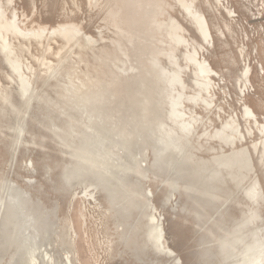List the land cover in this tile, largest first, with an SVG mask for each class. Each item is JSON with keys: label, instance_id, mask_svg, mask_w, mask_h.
Segmentation results:
<instances>
[{"label": "rangeland", "instance_id": "rangeland-1", "mask_svg": "<svg viewBox=\"0 0 264 264\" xmlns=\"http://www.w3.org/2000/svg\"><path fill=\"white\" fill-rule=\"evenodd\" d=\"M89 1L11 0L10 3L6 4V0H4L6 14L13 16V13H17L21 27L37 28L42 25L53 27L62 23L74 22L81 26L85 33L96 39L95 42L81 47L74 41L66 44V40L58 35L54 39L43 38L42 41H38L32 36L26 38L9 35L14 47L13 54L20 59L22 72L28 76L31 88L36 94L27 112L26 128L15 154L11 144L15 118L10 105L14 107L21 105L18 93L20 80L17 73L8 64L0 43V92H5L10 97L9 105L0 102V178L5 181L4 191H7L9 198L16 196L18 192H24L30 200L38 203L41 212H50L45 226L40 224V211L36 213L39 229H46L51 244L49 248L54 256V259L47 261V264H67L63 255L65 251H70L71 259L75 264H173L174 262L177 264H204L200 259L201 251L206 246L213 247L214 243L208 241L210 236L205 234L204 228H200V225L196 223L193 211L198 207L196 203L190 201L191 199L189 200L190 197L187 198V190L184 189V184L189 182L196 185L200 184L201 179L198 176H203L202 174L207 173L210 168L215 166L211 162L212 157L217 154H229L231 147L223 146L221 148L219 141H216L212 134L202 135L200 138L191 137L185 150L188 159L185 171L194 176L177 180L175 189L167 186L168 181L174 179L175 170L172 172L165 171L163 163L160 170L153 166L154 136L145 131L140 146L135 144L136 125L141 122V115L137 107L139 81L145 82V94L148 97L150 108L158 114V118L169 122L167 119L168 107L162 100L163 80L154 71H151L150 74L144 72V68L147 67V62L142 55L143 52H147L143 48L145 42L135 41V43L130 44L121 35L119 29L128 27L131 25V21L134 23L131 26L140 28L144 17L142 9L133 15L124 6L123 0ZM166 2L169 13L188 28L191 36L200 40L192 24L180 12L175 0H166ZM229 4L238 14L237 26L234 23L231 25L232 32L224 29L223 20H228V17L223 11L219 14L209 8L205 0H198V6L206 14L214 36V46L213 48L208 47L210 53L205 52L206 57L224 78V80L214 79L220 81V86H227L231 95L225 96L224 93H217L216 102L223 106L226 114L235 112L240 114L241 106L237 102L240 92L235 85L241 67L238 47L242 43L247 46V53L253 67L255 64L252 62H255L256 59L264 65V0H251L248 4H245L243 0H229ZM148 8L150 7L148 6ZM148 8L146 7L145 11ZM246 8L255 14H251ZM217 27L224 29V37L217 35L215 32ZM115 40L121 42L123 49L129 55L128 58L118 50L113 42ZM82 41L83 38L80 42L82 43ZM155 43L159 46L158 42ZM254 49H257L255 54L252 53ZM160 57L162 64L170 67V69L173 68L164 56ZM181 62L182 64L186 63L184 56L181 57ZM115 65L123 66L126 69L121 71ZM130 65L134 66V69L130 68ZM193 67L191 65V68ZM69 74L75 83L78 82L76 81L78 77L84 78L92 91L97 89V84H101L105 89V96H108L109 93L116 95V100L112 98L110 101L109 98H103L100 101L96 100L94 104L97 107L101 104L99 109L102 106L101 110H105H102L104 114L111 115V117H105L107 125L104 124L106 127L111 125L109 123H113V127L117 124L116 130L120 127L124 128L126 133H131L130 136L124 138L132 143L131 148L135 154L141 153L138 159L141 160V167L148 171L149 177L142 178L135 174L130 175L126 184L133 189V191L130 190V193H136V197L141 198L140 204L144 198L146 199L147 190L152 191L150 199L155 207L157 206V212L163 222L165 245L174 251V256L178 259L174 260V257L156 252L151 245L142 246V231H144V227L146 228L144 209L135 207L132 203L121 207L122 205L119 204L118 200H112L100 185L95 188L89 181L75 183L72 187L67 188L61 180L60 174L63 164L67 162L68 155L63 152L62 146L60 147L59 138L53 136L49 128L55 129L60 135L63 134L62 129L66 124V119L64 115L56 112L59 111L57 106L47 107L44 100L54 98V101H58L56 103L58 106L67 104L64 98V85ZM184 80L187 84L186 91L188 93L193 92V87H195L193 73L187 70L184 74ZM252 84L255 91L247 95L245 101L257 116L263 119L264 74L258 73L255 68L253 69ZM78 104L80 103H71L68 109V113L76 119L81 116ZM186 105L196 109L202 115L203 121L197 125L199 133L203 130L213 132L216 128L222 127L221 121L224 119V113H221V117L215 112L208 115L204 110L202 111L194 105L189 103ZM113 107L115 110L118 109V112ZM108 108H110V114L106 111ZM126 109L128 110L127 113L125 112ZM48 110L51 111L53 120L46 116ZM119 118L120 120H118ZM241 124L245 131L249 123L247 124L242 118ZM76 128L78 131L83 129L81 125L76 126ZM252 138L259 139L260 135L254 134ZM114 152L119 153L120 148H115ZM110 155L115 157L113 153ZM253 160L255 173L260 178L264 192V169L258 162L256 154H253ZM202 161H205L206 164H202ZM175 169L178 170L179 166H176ZM160 172L162 175L164 174V179L155 175ZM252 177L253 173L251 172L240 183H237V179L233 180L223 170V178L220 181L218 193H234L236 197L234 196V199L232 198L227 202L226 209L223 206L216 213L209 210L215 220L219 222L220 227H214L217 233L227 228L234 217L239 216L240 212L235 200H246L242 195L243 188L250 184ZM85 190L92 192L93 197H83ZM166 195L169 196L170 200L165 199ZM5 196L6 193L3 192L0 198L1 211ZM126 197V202H129L131 198L129 199L128 194ZM196 198L202 200L197 196ZM128 206H130L129 209L131 208L129 212L126 210ZM260 212L264 218V200L261 203ZM70 225L75 230L74 234L69 228ZM10 238L11 245L5 250H0V264H10L11 258L23 247L13 231L10 233ZM215 239L218 240L219 238ZM0 241H4L2 230L0 231ZM39 256L41 257V255Z\"/></svg>", "mask_w": 264, "mask_h": 264}, {"label": "bare ground", "instance_id": "bare-ground-1", "mask_svg": "<svg viewBox=\"0 0 264 264\" xmlns=\"http://www.w3.org/2000/svg\"><path fill=\"white\" fill-rule=\"evenodd\" d=\"M243 1L248 4L251 0ZM10 2L11 0H6V4ZM175 2L182 15L194 27L200 40L191 36L188 28L169 13L166 0H123L124 6L133 15H136L142 9L144 17L140 28L131 26L134 24L131 21V25H128V27L119 28L120 33L130 44L135 43V41L145 42L143 48L147 52H143L142 55H144L147 62V67L144 68V72L150 74L151 71H154L162 78L164 83L162 100L168 107L167 119L169 122H166L158 118V114L150 108L148 97L145 94V82L143 80L139 81L137 107L141 115V122L136 125L135 144L140 146L145 131L154 136L153 166L160 170L163 163L165 171L172 172L175 170L174 179H170L171 181H168L167 184L171 189L177 187V180L194 176L187 174L185 171L188 164L185 150L191 137L200 138L202 135L212 134L214 139L219 141L221 148L223 146L231 147L229 154H217L212 157L211 162L215 166L210 168L207 173L202 174L203 176L194 173L201 179L200 184L196 185L191 182L184 184V189L187 190V198L190 197L189 200L191 199L190 201L196 203L198 207L193 211L196 223L200 225V228H204L205 234L210 236L208 241L214 243L213 247L206 246L202 249L200 259L204 264H264V218L260 212L264 192L260 178L255 173V162L253 160V154H256L258 162L264 169V117L260 119L245 101L247 95L255 91L252 84L253 69L255 68L258 73L264 74V65L256 59L255 62H252L255 64V67H253L247 53V46L242 43L238 47L241 67L235 85L240 92L237 102L241 106V111L240 114L237 112L226 114L223 106L216 101L218 98L217 93H224L225 96L230 95L229 88L220 86V81L214 79L224 80L221 73L211 65L205 54V52L210 53L209 46L211 48L214 46V36L209 20L204 11L198 6V0H175ZM205 3L217 13L220 14L223 11L226 14L228 20H223L224 29L232 32L231 25L237 23L238 14L229 4V0H205ZM144 6L150 8L145 11ZM246 9L251 14H255L249 8ZM162 15L163 18H161ZM18 19L17 13H13V16L6 14L5 2L0 0L1 48L8 64L17 73L20 80L18 93L21 105L17 107L10 105L15 118L12 128L13 141L11 143L14 154L25 131L26 115L36 94L31 88L28 76L22 72L20 59L13 54L14 47L9 35L24 36L26 38L32 36L38 41H42L43 38L47 40L54 39L58 35L66 40V44L74 41L81 47L96 41L74 22L62 23L53 27L42 25L37 28H26L21 27ZM224 29L217 27L215 32L218 36L224 37ZM81 38H83L82 43L80 42ZM113 42L118 50L128 58L129 55L123 49L121 42L119 40ZM155 42H158L159 46ZM252 53H257V49H254ZM160 56H164L173 68L170 69V67L168 68L162 64ZM182 56L186 61L185 64L181 62ZM41 63L43 64L42 61ZM191 65L194 67L191 68ZM115 66L121 71L126 69L123 66ZM130 68L134 69V66L130 65ZM187 70L193 73V84L195 85L193 92L190 93L186 91L187 84L184 80V74ZM76 81L78 82L73 81L71 74L68 75V80L64 85V98L67 103L65 106H58L56 104L58 101H54V98L44 100L47 107L57 106L59 111L56 112L64 115L66 119V124L62 129L63 134L60 135L55 129L49 128L53 136L59 138L60 141L57 140L60 147L62 146L63 152L68 155L67 162L63 164L62 173L60 174L61 180L67 188L72 187L75 183L89 181L95 188L100 185L112 200H118L119 204L122 205L121 207L132 203L133 206L144 209L146 228L144 227V231H142V246L151 245L156 252L174 257V260L178 259L174 256V251L165 245L163 222L157 212V206L155 207L150 199L152 191L147 190V197L140 204L141 198L136 197V193H130V190L133 191V189L126 184V180L130 175L135 174L142 178L149 177L148 171L141 167V160L138 159L141 153L135 154L131 148L132 143L124 138L130 136L131 133H126L125 129L120 127L116 130L115 126L117 124L113 127V123H109L111 125L106 127L105 117H111V115L104 114L103 111L105 110H101L102 106L99 109L101 104L98 107L94 104L96 100L100 101L103 98H109L112 101L111 99H115L116 95L109 93L108 96H105V89L101 84H97V89L94 90L93 88L94 91H92L84 78L78 77ZM0 100L1 104H3L2 102L10 104V97L5 92H0ZM76 102L80 103L78 104L81 112L79 119L73 118L68 113L71 103ZM187 103L202 109V111L204 110L208 115L215 112L221 117V113H224V119L221 121L222 127L216 128L213 132L203 130L199 133L197 125L203 121L202 115L196 109L187 107ZM109 110L110 108L106 109L110 114ZM116 110L118 112V109ZM50 112H46V116L53 120ZM125 112L127 113L128 110ZM117 115L119 116V114ZM242 118L247 124L249 123L245 131L241 124ZM80 125L83 127L82 131H78L76 128ZM130 126H132L131 123ZM254 134H259L260 138L253 139ZM115 148H120V152H114ZM211 148L215 149L214 147ZM110 153H113L115 157H111ZM201 163L206 164L205 161ZM176 166H179L178 170L175 169ZM223 170L233 180L237 179V183H240L251 172L253 177L250 184L243 188L242 195L246 200H235V204L239 208V216L234 217L232 223L229 226L226 225L227 228L217 233L214 227L219 228V222L215 220L209 210L216 213L223 206L226 209L227 202L236 197L234 193H218L220 181L223 178ZM167 174L169 175V173ZM155 175L159 176L160 179H164V174L162 175L161 172ZM4 185V179L0 178V198L3 192L6 193L5 201L2 203L3 210L0 209V231L2 230L4 233V241H0V250H5L11 245L10 233L13 231L23 247L20 252H17L11 258L10 264H47V261L53 260L54 256L49 248L51 244L46 229L40 230L36 221V213L40 211L38 203L30 200L24 192H18L16 196L9 198L7 191H4ZM83 193L85 198L93 197L92 192L85 190ZM127 194L129 199L131 198L129 202H126ZM196 196L202 199L203 202ZM165 199H169V196L166 195ZM113 203L115 204V202ZM129 205L131 206V204ZM130 206L126 209L128 212L131 211ZM49 215V211H40L39 220L41 225L45 226ZM69 228L74 234L73 226L70 225ZM217 237L218 240L215 239ZM64 253L67 264H75L71 259L70 251ZM39 255L42 257L40 260ZM173 264L177 263L174 262Z\"/></svg>", "mask_w": 264, "mask_h": 264}]
</instances>
